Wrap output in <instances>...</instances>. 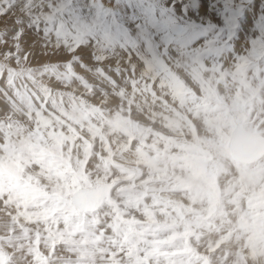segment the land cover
I'll return each instance as SVG.
<instances>
[{
  "label": "rangeland",
  "instance_id": "rangeland-1",
  "mask_svg": "<svg viewBox=\"0 0 264 264\" xmlns=\"http://www.w3.org/2000/svg\"><path fill=\"white\" fill-rule=\"evenodd\" d=\"M191 2L196 4L195 8L189 7ZM263 7L264 0H0V264H217L221 256L230 257L233 252H241L238 250L241 245L247 247L244 246L242 254L247 258L243 257L238 262L253 264L250 261L253 259L250 256L251 245L247 243L253 242L257 246L258 239L263 237L258 227L264 224V187L256 190L255 185L259 182L264 185V173L258 180L239 178L240 184H237L232 173L235 171L239 176L242 170H225L224 165L216 160L211 179L205 177L208 175L207 162L213 160L211 150L216 149L222 139L219 137L225 135L226 140L228 132L241 124L240 120L246 114L251 118L250 110H260V106H263L264 83L261 81L258 84V77L252 75L258 71L264 72V48H258L264 46ZM167 11H177L185 20L195 22L193 25L184 22L190 26L191 30L188 31L196 34L192 44L182 46L164 42L158 37L154 31L155 21L162 26V30L168 29L171 23H181L175 19L170 23L166 19H163L166 23L159 22L162 20L159 16H165ZM144 18L151 28L141 27ZM106 19L112 23L111 33L104 25ZM138 19L139 23H136ZM113 30L117 35L112 34ZM149 32L150 35L147 34ZM102 40H106L104 44ZM97 47L103 48V51L98 53ZM261 49L263 55L257 51ZM257 55L256 61H263L260 70L251 66L250 72L239 75L244 81L251 74L255 81L251 83L249 79L253 95L248 96L247 101L245 96L238 100L244 107L246 105L244 109L229 107V102L237 101L235 97L209 96L203 90V85L202 89L200 86L195 88L194 85H199L198 82L206 74L190 77L185 73L188 75L185 88L182 82L184 74H179L182 63L185 65V57L201 64L205 71H214L215 75L206 78L211 77L217 84L228 87L226 89L223 85L225 89H220L221 84L217 85L218 92H231L233 84L227 81L231 75L227 71L224 73L222 68L230 66L237 59ZM222 75L225 78L220 82ZM178 82L182 88H178ZM171 83L174 84L173 88ZM154 89L157 93L153 92ZM177 90L181 99L175 96ZM33 92L37 95L33 96ZM41 93L47 97V103L39 98ZM199 93L203 94L204 99ZM53 97L55 107L51 104ZM41 103H44V109L40 108ZM141 105L154 109H144ZM183 105L188 107L185 124L199 135L198 139L193 140V145L185 144L182 149L185 167L177 170L170 164L172 172H177V175L166 180L156 179L157 175L167 177L171 174L160 164H157V168L162 169V173L153 172L151 179L143 172L148 165L139 160L128 169L121 168V156L127 157L133 152L139 156L141 152H147L150 160L156 155L150 147L152 141L148 139L150 129L155 131V139L160 141L155 146L157 150L163 147L164 142H171L168 136L159 131L161 128L165 131L169 129L165 125L159 126L157 122L160 121L154 120L148 112L154 111L156 116L171 123L176 121L180 115L178 110ZM76 108L80 117L75 118L69 113ZM45 109L52 114L49 115ZM197 115L208 116L209 119L199 122L189 118ZM117 121L116 125L114 122ZM122 124L128 128L120 127ZM259 127H264V124ZM211 129L220 131V135L216 132V137L212 135V140L209 138ZM144 131L148 133L147 138L144 146L138 148L137 136ZM251 133L264 138L262 132L254 130ZM185 134L186 141L192 140L189 134ZM69 136L73 137L74 151L77 150L76 144L80 146L75 167L71 156L66 158L64 155ZM16 140L17 143L14 142ZM223 149V154L232 164L243 165V168H260L257 166L260 164L264 167V155L259 163L257 160L252 164H240L231 157L228 146H223ZM94 164L102 165L106 171L119 170L130 179L124 182L126 187L120 188L123 195L116 196L115 188L109 189L96 210L80 213L71 199L79 191L98 189L91 186L88 176V170ZM135 168L141 169L139 178L133 170ZM16 170L19 171L17 175ZM197 176L198 182L206 180L213 188L209 187L215 190L214 195L210 196L211 191L202 189L198 197H204L205 203L195 202L193 192L197 185L194 177ZM61 178L62 181L59 180ZM188 178L194 181L190 186H186L185 179ZM141 180H146V183L141 185ZM108 182L113 181L110 178ZM245 182L248 187L241 192L240 185ZM59 185L68 188L59 191ZM116 187H120L119 182ZM226 193L228 202L223 199ZM242 206L249 215L244 228H240L243 225L239 221L236 222V216H241ZM233 216L235 222L232 221ZM32 223L37 225L39 231L29 232L30 237H27L26 229ZM248 234H251L250 237ZM262 247L263 250L264 243ZM262 255L263 258H259L254 253L256 264H264V250Z\"/></svg>",
  "mask_w": 264,
  "mask_h": 264
},
{
  "label": "bare ground",
  "instance_id": "bare-ground-1",
  "mask_svg": "<svg viewBox=\"0 0 264 264\" xmlns=\"http://www.w3.org/2000/svg\"><path fill=\"white\" fill-rule=\"evenodd\" d=\"M159 1V0H158ZM191 1V0H190ZM231 1V0H230ZM81 2V1H80ZM154 2V1H153ZM164 2V1H163ZM226 2V1H225ZM259 2V1H258ZM161 3V2H160ZM234 3H236V2H234ZM262 3V2H261ZM79 4H81V3H79ZM190 4V3H189ZM218 4V3H217ZM246 4V3H245ZM85 7V6H84ZM155 7V6H154ZM230 7V6H229ZM260 7V6H259ZM87 8V7H86ZM175 8V7H174ZM258 8V7H257ZM264 8V7H263ZM198 9V8H197ZM195 10V9H194ZM244 10V9H243ZM86 11V10H85ZM93 11V10H92ZM91 11V12H92ZM120 11H121V9H120ZM196 11V10H195ZM206 11V10H205ZM258 11V10H257ZM135 12V11H134ZM177 11H167V13H166V15L164 16V15H162V16H159L160 17V19H162L161 21H159V22H161V23H163V22H165V21H163V19H166L167 20V22H173L174 21V19L175 20H178L179 21V25H182V26H184V27H186V30L188 31H190L191 29L189 28L190 26L187 24V23H184V22H189V24H192L193 25V23H195L194 21H191V20H185L186 18L184 17V16H181L179 13H176ZM199 11H197L196 13H198ZM226 12V11H225ZM126 13H128V12H126ZM136 13V12H135ZM134 13V14H135ZM140 13V12H139ZM158 13V12H157ZM214 13V12H213ZM66 14V13H65ZM122 14V13H121ZM133 14V15H134ZM262 14H264V13H262ZM94 15V14H93ZM122 15H124V14H122ZM157 15V14H156ZM206 15V14H205ZM208 15V14H207ZM250 15V14H249ZM135 17H137L136 15H134ZM195 16V15H194ZM93 17V16H92ZM95 17H96V15H95ZM147 17V16H146ZM222 17V16H221ZM259 17V16H258ZM262 17V16H261ZM98 18V17H97ZM257 18V17H256ZM73 19V18H72ZM129 19V18H128ZM145 19V18H144ZM190 19V18H189ZM255 19V18H254ZM97 20V19H96ZM134 20V19H133ZM139 20V19H138ZM154 20V19H153ZM155 20H156V18H155ZM154 20V21H155ZM207 20V19H206ZM259 20V19H258ZM149 21V20H148ZM158 21V20H157ZM217 21V20H216ZM215 21V22H216ZM147 21H146V19L144 20V24L146 23ZM200 22V21H199ZM222 22V21H221ZM227 22V21H226ZM258 22V21H257ZM92 23V22H91ZM154 23V22H153ZM166 23V22H165ZM213 23V22H212ZM155 24H157L156 23V21H155V23H154V25ZM172 24H174V23H171L170 25H169V27H167L168 29H171V26H172ZM198 24V23H197ZM238 24V23H237ZM104 25L106 26V28H107V31L108 32H110V27L112 26V23L111 22H109L107 19H106V22H104ZM143 25V24H142ZM152 25V24H151ZM217 25V24H216ZM99 26V25H98ZM102 26V25H101ZM136 26V25H135ZM117 27H119V26H117ZM155 27V26H154ZM252 27H254V26H252ZM260 27H262V26H260ZM113 28V27H112ZM121 28V30H122V27H120ZM124 29V28H123ZM132 29V28H131ZM112 30V29H111ZM117 30H119V29H117ZM216 31H217V29H216ZM229 31V30H228ZM237 31V30H236ZM116 32V31H115ZM114 32V30H113V35H117V33H115ZM125 32V31H124ZM246 32V31H245ZM251 32V31H250ZM111 33V32H110ZM243 33V32H242ZM251 35V34H250ZM255 35H257V34H255ZM264 35V34H263ZM157 36V35H156ZM246 36V35H245ZM100 37V36H99ZM116 37V36H115ZM138 37V36H137ZM219 37V36H218ZM252 37V36H251ZM133 38H135V37H133ZM257 38V37H256ZM248 39H250V38H248ZM253 39V38H252ZM245 40H247V38L245 39ZM260 40H263V38L262 39H260ZM104 41H106V40H102V43L104 44ZM163 41V40H162ZM195 41V40H194ZM192 42L193 41H191V42H188V43H186L187 45H190V44H192ZM120 43H122V42H120ZM139 43V42H138ZM254 43V42H253ZM264 43V42H263ZM119 44V43H118ZM185 44V45H186ZM224 44V43H223ZM231 44V43H230ZM240 44V43H239ZM135 45V44H134ZM259 45V44H258ZM104 46V45H103ZM102 46V47H103ZM182 46H184L183 44H182ZM106 47V46H105ZM214 47V46H213ZM230 47V46H229ZM126 48H127V46H126ZM193 48V47H192ZM201 48V47H200ZM248 48H249V46H248ZM253 48V47H252ZM251 48V50H254V49H252ZM258 48L260 49V48H264V46L263 45H261L260 47L258 46ZM97 49H98V53L99 52H102L103 51V48L101 49L100 47H97ZM255 49H256V47H255ZM137 50V49H136ZM205 50H206V48H205ZM262 50L263 49H261V51L260 50H257V51H259V54H262ZM155 51V50H154ZM184 51V50H183ZM207 51V50H206ZM212 51V50H211ZM216 51V50H215ZM222 51V50H221ZM217 52V51H216ZM264 52V51H263ZM225 53V52H224ZM131 54V53H130ZM138 54H140V53H138ZM247 54H249V53H247ZM246 54V55H247ZM254 55H255V53H253ZM252 54V55H253ZM258 54V53H257ZM224 55V54H223ZM234 55V54H233ZM263 55V54H262ZM183 56V55H182ZM248 56V55H247ZM197 57V56H196ZM195 57V58H196ZM144 58V57H143ZM169 58V57H168ZM195 58H193V59H195ZM199 58H200V56H199ZM240 58V57H239ZM257 58H258V55L256 56V57H243L241 60H242V62H241V60L240 59H237V60H235L234 61V63L233 64H231L230 66L228 65L227 67H225V68H222V66H218V67H221L222 68V70L224 69V73H225V71H227L226 73L227 74H229V75H231V77H229V79L227 80V81H229V82H231L232 84H233V87H232V89H233V91H231V92H227V91H224L225 93H223V92H218V89H217V85H220L221 83H219V84H217V82H215L214 80H212L211 79V77L210 78H206L207 76H213V75H215L214 74V71H205L204 70V68H203V66H201V64H197L195 61H190V60H187V58H185L184 57V60H185V65L182 63V68H184V69H182V68H180V75L181 74H184V81H182L183 82V86H184V88H185V82H187V78H188V75H185V73L186 74H190V77H198L199 75H201V73H202V75H204V74H206L207 76L205 77V78H203V79H201L200 80V82H198L199 83V85H194V87L195 88H197V86L199 87L200 86V88L202 89V85L204 86L203 87V90H206V92H207V94L209 95V96H220L221 95V98H228L229 96H231V97H235V99L237 100V101H235V102H229L228 104H229V107L230 108H239V109H244L245 107H246V105H245V107L242 105V104H240L239 102H238V100H241V98L243 97V96H245V100L247 101V99H248V96H251V95H253L252 93H253V89H251L250 88V84H249V79L251 80V83H255V81H254V79H253V77L251 78V74H250V77H247L246 79H244V81H242V77L241 76H243V74L245 73H248V72H250V68H251V66H254L253 68L254 69H257V70H260L259 68H261L262 66H263V61H262V63L261 62H258V61H256L257 60ZM97 59H100L99 57H97ZM137 59V58H136ZM142 59V58H141ZM221 59V58H220ZM219 59V60H220ZM236 59V58H235ZM262 59H264V58H262ZM261 59V60H262ZM132 60V59H131ZM183 60V59H182ZM198 60H200V59H198ZM203 60V59H202ZM208 60H210V58L208 59ZM227 61V60H226ZM150 62V61H149ZM167 62V61H166ZM215 62V61H214ZM218 62V61H217ZM225 62V61H224ZM187 63V64H186ZM205 63V62H204ZM230 63H231V60H230ZM151 64V63H150ZM210 64V63H209ZM216 64V63H215ZM219 64V63H218ZM144 65V64H143ZM224 65V64H223ZM208 66V65H207ZM209 66H211V64L209 65ZM138 67V66H137ZM148 67H150V66H148ZM151 68V67H150ZM174 68V67H173ZM206 68H210V67H206ZM205 68V69H206ZM211 68H212V66H211ZM217 68V67H216ZM152 69V68H151ZM150 70V69H149ZM160 70V69H159ZM213 70H214V68H213ZM220 70V69H219ZM252 70V69H251ZM257 70H255V71H257ZM146 71V70H145ZM165 71V70H164ZM252 72H254V71H252ZM109 73V72H108ZM138 73V72H137ZM140 73V72H139ZM156 73V72H155ZM154 73V74H155ZM204 73V74H203ZM220 73H221V71H220ZM240 73L242 74L241 76H239L240 75ZM257 74H252V75H256V77L255 78H257V83L259 84V82H261L262 81V83H264L263 81H264V72H262V71H258V72H256ZM110 74V73H109ZM158 74V73H157ZM170 74V73H169ZM217 74V73H216ZM219 74V73H218ZM234 74H236V75H234ZM138 75H140V74H138ZM111 76V75H110ZM116 76V75H115ZM182 76V75H181ZM226 76V75H225ZM246 76V75H245ZM134 77V76H133ZM132 77V78H133ZM163 77V76H162ZM202 77V76H201ZM130 78V77H129ZM154 78V77H153ZM213 78V77H212ZM217 78H218V76H217ZM224 78L225 77H223V75L219 78V80H220V82H223L224 81ZM261 79V80H260ZM127 80H129V79H127ZM136 80V79H135ZM172 80V79H171ZM182 80V79H181ZM186 80V81H185ZM194 80V79H193ZM216 80V79H215ZM131 81V80H130ZM166 81H168V83H169V85H170V82H169V80L167 79ZM165 81V82H166ZM195 81V80H194ZM194 81H191V82H194ZM134 84V83H133ZM172 84V83H171ZM128 85V84H127ZM147 85V84H146ZM162 85V84H161ZM164 85V84H163ZM173 86H172V88L174 87V84H172ZM224 85V84H223ZM222 84H221V87H220V89H225L224 87H226V89L228 88L227 87V85H224V87L222 88V86H223ZM229 85V84H228ZM125 86V85H124ZM166 86V85H165ZM168 86V85H167ZM171 86V85H170ZM169 86V87H170ZM177 86H178V88H182L181 87V83L180 82H178L177 83ZM123 87V86H122ZM188 87V86H187ZM218 87V88H219ZM129 88V87H128ZM140 88V87H139ZM148 88H149V86H148ZM158 88H159V86H158ZM175 88H176V86H175ZM261 88H262V86H261ZM147 89V88H146ZM187 89V88H186ZM200 89V90H201ZM124 90V89H123ZM172 90H174V89H172ZM195 90V89H194ZM199 90V89H198ZM131 91V90H130ZM138 91H140V90H138ZM146 91V90H145ZM175 91H176V89H175ZM184 91V90H183ZM150 92V91H149ZM153 92H156V90L154 89L153 90ZM185 92V91H184ZM227 92V93H226ZM135 93H137V91L135 92ZM148 93V92H147ZM157 93V92H156ZM169 93V92H168ZM176 93V97L177 98H180V93H179V91L177 90V92H175ZM257 93H259V92H257ZM260 93H261V91H260ZM140 94V93H139ZM150 94V93H149ZM170 94V93H169ZM188 94H190V93H188ZM200 94V93H199ZM261 94H263V93H261ZM134 95V94H133ZM171 95V94H170ZM201 96L203 95L202 93L200 94ZM207 95V96H208ZM264 95V94H263ZM139 95H137V97H138ZM183 96V95H182ZM223 96V97H222ZM132 97V96H131ZM130 97V98H131ZM136 97V96H135ZM168 97H170V96H168ZM190 97V96H189ZM191 97H192V95H191ZM199 97V96H198ZM204 96H202V98H203ZM146 98V97H145ZM193 98V97H192ZM200 98V97H199ZM207 98V97H206ZM144 99V98H143ZM181 99V98H180ZM186 99V98H185ZM204 99V98H203ZM209 99V98H208ZM193 100H194V98H193ZM206 100V99H205ZM143 101H145V100H143ZM143 101H142V103H143ZM153 101V100H152ZM185 101V100H184ZM190 101V100H189ZM192 101V100H191ZM207 101V100H206ZM205 101V102H206ZM133 103H135L137 106H139L138 105V102L137 101H135V100H133L132 101ZM141 102V101H140ZM187 102V101H186ZM217 102H218V100H217ZM227 102H228V100H227ZM154 103V102H153ZM208 103V102H207ZM225 103V102H224ZM223 103V104H224ZM261 103V102H260ZM90 104H93V103H90ZM152 104V103H151ZM187 104V103H186ZM214 104V103H213ZM221 104V103H220ZM226 104V103H225ZM228 104H227V106H228ZM263 106H260V110H256V111H261V113H262V116H264V103L262 102L261 103ZM94 105V104H93ZM189 105V104H188ZM192 105V104H191ZM70 106H71V104H70ZM91 106V105H90ZM184 107H181V109H180V111L178 110V112L180 113V115L178 116V118L176 119V121H174V122H168V121H166L165 119H161V118H159L158 116H156L155 115V112L154 111H152L153 113H150V112H148V114H151L152 115V117H153V119L154 120H158V121H160V122H157L158 123V125L159 126H166L169 130H172V129H175L176 131H178V132H182V133H187V134H189V136L191 137V139L192 140H195L199 135H196L195 133H193L192 131H191V129L189 128V126L187 125V124H185V114L187 113L186 111L188 110V107H187V105H183ZM212 106V105H211ZM216 106V105H215ZM68 107V106H67ZM147 108V109H151V110H153L154 108H152V107H150V106H142L141 105V108ZM69 108V107H68ZM139 108V107H138ZM144 108V109H145ZM218 108H219V106H218ZM92 109V108H91ZM110 109H113V108H110ZM177 109V108H176ZM249 108H247L246 110H248ZM94 110V109H93ZM234 110H236V109H234ZM263 110V111H262ZM149 111V110H148ZM237 111V110H236ZM256 111H251L250 110V112H249V117H251L252 115H255V113H256ZM170 112V111H169ZM186 112V113H185ZM202 112V111H201ZM214 112V111H213ZM90 113V112H89ZM110 113V112H109ZM115 113V112H114ZM193 113V112H192ZM199 113V112H198ZM203 113V112H202ZM201 113V114H202ZM68 114V113H67ZM111 114V113H110ZM194 114V113H193ZM211 114V113H210ZM219 114V113H218ZM69 115L70 116H72V117H78L80 114L78 113V109L76 108V110H74V111H70V113H69ZM96 115V114H95ZM94 115V116H95ZM111 115H113V114H111ZM115 115V114H114ZM177 115V114H176ZM212 115V114H211ZM247 115V114H246ZM99 116V115H98ZM80 117V116H79ZM103 117V116H102ZM136 117V116H135ZM217 117V116H216ZM189 118H192V119H196L197 121H199V122H203L204 120H206V119H209V117L208 116H201V115H197V116H189ZM214 118V117H213ZM93 119H95V118H93ZM187 119V118H186ZM223 119V118H222ZM153 120V121H154ZM188 120V119H187ZM220 120H221V118H220ZM224 120H226V119H224ZM103 121V120H102ZM211 121V120H210ZM81 122H83L84 123V125H88L87 124V122H85V121H81ZM90 122H92V120L90 121ZM93 122H95V121H93ZM118 122L119 121H117V122H114L116 125L118 124ZM193 122V121H192ZM207 122V121H206ZM205 122V123H206ZM213 122V121H212ZM212 122H211V124H212ZM223 122V121H222ZM226 122V121H225ZM224 122V123H225ZM103 123V122H102ZM205 123H203V124H205ZM208 123V122H207ZM215 123V122H214ZM216 123H217V121H216ZM92 124V123H91ZM100 124H101V122H100ZM191 124V123H190ZM195 124V123H194ZM199 124V123H198ZM29 125V124H28ZM106 125V124H105ZM192 125V124H191ZM216 126H217V124H215ZM221 125V124H220ZM223 125V124H222ZM30 126V125H29ZM120 127H123L124 129H127L128 127H127V125L126 124H122V125H119ZM199 126V125H198ZM227 126V125H226ZM225 126V127H226ZM263 126V125H262ZM75 127H77V126H75ZM93 127V126H92ZM112 127H113V125H112ZM196 127V126H195ZM210 127V126H209ZM115 128V127H114ZM213 128V127H212ZM230 128V127H229ZM39 129H40V127H39ZM68 129V128H67ZM76 129V128H75ZM88 129H90L89 127H88ZM103 129V128H102ZM193 129H194V127H193ZM206 129V128H205ZM209 129V128H208ZM112 130V129H111ZM233 130V129H232ZM229 131L228 133H229V135H228V137H227V139L226 140H224V138H225V135L224 136H222V137H219V138H222L221 139V141H220V143H218L216 146L218 147V146H221V144H222V147L223 146H225V147H227L228 146V143H229V140H230V137H231V134H232V132L234 131ZM254 130H256V131H259V132H262V133H264V127H262V128H260V127H258V128H254ZM32 131V130H31ZM68 131V130H67ZM102 131V130H101ZM223 131V130H222ZM48 132V131H47ZM97 132V131H96ZM153 132H155V131H152L151 129H150V133H149V136H148V139L150 140V141H152L153 139H155L156 137H155V135H154V133ZM208 132V131H207ZM215 132L216 133H218V132H220V131H215V130H212L211 129V131L209 132V138L212 140L213 139V137H212V135L213 136H215ZM247 132V131H246ZM252 132V131H251ZM251 132H248L249 134H252ZM38 133V132H37ZM40 133H42V131L40 132ZM200 133V132H199ZM224 134L226 133V131L225 132H223ZM42 134H44V133H42ZM51 134V133H50ZM206 135L208 134V133H205ZM219 134V133H218ZM22 135H24V134H22ZM36 135H38V134H36ZM40 135V134H39ZM39 135H38V137H39ZM220 135V134H219ZM222 135V134H221ZM226 135V136H227ZM256 135V134H255ZM258 135V134H257ZM261 135V134H260ZM41 136V135H40ZM43 136H46V135H43ZM126 136V135H125ZM186 136V135H185ZM202 136H205V135H202ZM20 137H21V135H20ZM216 137V136H215ZM258 137H259V135H258ZM94 138V137H93ZM259 138H262V137H259ZM39 139V138H38ZM45 139V138H44ZM110 139V138H109ZM198 139V138H197ZM26 140V139H25ZM28 140V139H27ZM188 140V139H187ZM203 140H206L205 138H203ZM259 140H261V139H256L255 141L256 142H258ZM208 141H210V140H208ZM14 142H16L17 143V140L16 141H14ZM51 142V141H50ZM216 142V141H215ZM12 143V142H11ZM29 143V142H28ZM45 143V142H44ZM203 143V142H202ZM210 143H212V142H210ZM53 144V143H52ZM54 144H55V142H54ZM58 144V143H57ZM214 143H212V145H213ZM11 145V144H10ZM59 145V144H58ZM101 145V144H100ZM205 145V144H204ZM25 146V145H24ZM41 146V145H40ZM104 146V145H103ZM196 146H197V144H196ZM210 146V145H209ZM6 147V146H5ZM8 147V146H7ZM12 147V146H11ZM101 147V146H100ZM112 147H113V145H112ZM193 147V146H192ZM162 147H159V149L158 150H160ZM196 148H198V146L196 147ZM199 149V148H198ZM13 150V149H12ZM45 150V149H44ZM229 150V149H228ZM8 151V150H7ZM11 151V150H10ZM26 151H24V153H25ZM184 152V151H183ZM195 152V151H194ZM199 153V152H198ZM29 154V153H28ZM31 155H32V153H30ZM197 154V153H196ZM10 155V154H9ZM25 155V154H24ZM194 155V154H193ZM29 156V155H28ZM39 157H40V155H38ZM13 157V156H12ZM21 157H22V155H21ZM48 157V156H47ZM198 157V156H197ZM264 157V156H263ZM262 157V158H263ZM31 158H33V157H31ZM35 158V157H34ZM36 158H38V157H36ZM193 158V157H192ZM206 158V157H205ZM261 158V159H262ZM5 159H7V158H5ZM188 159V158H187ZM261 159H259L258 160V163L261 161ZM12 160V159H11ZM23 160H24V158H23ZM22 160V161H23ZM32 160V159H31ZM190 160V159H189ZM192 160V159H191ZM194 160V159H193ZM230 159H228V157H227V155H225V154H223V159H218L217 161H219L220 162V164L221 165H224L223 166V168L225 169V170H229L230 168H232V169H234V170H242V171H240V174H239V178H241L242 180H246V179H248V178H250V179H252V180H258V179H260V177L261 176H263V173H264V167H262L261 166V164L260 165H257V166H259L260 168H255L254 166H250V167H248V168H243V167H241V166H243V165H241V166H238L237 164L235 165V164H232L230 161H229ZM26 161V160H25ZM24 161V162H25ZM42 161V160H41ZM201 161V160H200ZM225 161H227L228 162V164H230V167L229 166H226V164H225ZM0 162H2V161H0ZM9 162V161H8ZM13 162H14V160H13ZM20 162V161H19ZM193 162V161H192ZM22 163V162H21ZM37 163H39V162H37ZM41 163V162H40ZM39 163V164H40ZM52 163V162H51ZM208 163V162H207ZM255 163V162H254ZM17 164V163H16ZM16 164H15V166H16ZM20 164V163H19ZM25 164V163H24ZM26 164H28V163H26ZM25 164V165H26ZM195 164V163H194ZM31 165V164H30ZM193 165V164H192ZM191 165V166H192ZM200 165V164H199ZM1 166V165H0ZM19 166V165H18ZM52 166V165H51ZM21 167V166H20ZM23 168H24V166H22ZM21 167V168H22ZM29 167V166H28ZM32 166H30V168H31ZM35 167V166H34ZM33 167V168H34ZM38 167V166H37ZM40 167V166H39ZM198 167V166H197ZM201 167V166H200ZM13 169V168H12ZM35 169V168H34ZM53 169V168H52ZM79 169V168H78ZM105 169V168H104ZM14 170V169H13ZM20 170V169H19ZM23 169H21V171H22ZM30 170V169H29ZM29 170H27V171H29ZM187 170V169H186ZM194 170V169H193ZM215 170V169H214ZM233 170V171H234ZM68 171V170H67ZM232 171V172H233ZM251 171H253L252 173H249V172H251ZM18 172L19 171H15V175H17L18 174ZM32 172V171H31ZM35 171H33V173H34ZM81 172V171H80ZM199 172V171H198ZM201 172V171H200ZM235 172V171H234ZM58 173V172H57ZM56 173V174H57ZM60 173V172H59ZM66 173V172H65ZM217 173V172H216ZM37 174V173H36ZM61 174V173H60ZM24 175H25V173H24ZM23 175V176H24ZM32 175V174H31ZM52 175V174H51ZM67 175V174H66ZM196 175V174H195ZM199 175V174H198ZM216 175V174H215ZM224 175V174H223ZM36 176V175H35ZM53 176V175H52ZM55 176V175H54ZM59 176V175H58ZM61 176V175H60ZM71 176H72V174H71ZM189 176V175H188ZM213 176V175H212ZM219 176V175H218ZM63 177V176H62ZM38 178V177H37ZM49 178V177H48ZM52 178V177H51ZM59 178V177H58ZM190 178V177H189ZM188 178V180L187 179H185V182H187V184H186V186H190V185H192V183L195 181V183H196V185H194V186H196V191H195V193L193 192V194L195 195V202H198V201H200V202H202V203H205V198L204 197H198L199 195H201V193H202V189H204V190H207V191H211V193H210V196H213L214 195V193H215V190L213 189L212 190V186L211 185H209L208 183H207V181L205 180V181H202V182H198V176L197 177H194V181L192 180V179H189ZM8 179V178H7ZM54 179H55V177H54ZM70 179V178H69ZM13 180V179H12ZM17 180V179H16ZM52 180V179H51ZM59 180H61L62 181V178L61 179H59ZM66 180V179H65ZM64 180V181H65ZM72 180V179H71ZM216 180V179H215ZM264 180V179H263ZM262 180V181H263ZM15 181V180H14ZM45 181V180H44ZM53 181V180H52ZM69 181V180H68ZM229 181V180H228ZM13 182V181H12ZM40 182V181H39ZM66 182V181H65ZM227 182V181H226ZM17 183V182H16ZM20 184V183H19ZM53 184V183H52ZM71 185H74L73 183H70ZM261 182H259V184H256L255 185V189L256 190H259L260 188H261ZM8 186V185H7ZM18 186V185H17ZM19 186H21V185H19ZM52 186V185H51ZM60 186V185H59ZM70 186V185H69ZM209 186H211L212 188H210ZM50 187V186H49ZM192 187V186H191ZM191 187H189L188 189H190ZM238 187V186H237ZM23 188V187H22ZM58 188V187H57ZM68 188V186H60L59 188H58V190L59 191H65L66 189ZM9 189H11V188H9ZM24 189H25V187H24ZM56 189V188H55ZM192 189V188H191ZM217 189V188H216ZM263 189V188H262ZM13 190V189H12ZM18 190H20V189H18ZM29 190V189H28ZM36 190V189H35ZM48 190V189H47ZM96 190V189H95ZM193 190H195V189H193ZM46 191V190H45ZM53 191V190H52ZM192 191V190H191ZM218 191H220V190H218ZM262 191V190H261ZM260 191V192H261ZM9 192V191H8ZM15 192H17V191H15ZM49 192H51V191H49ZM90 192H95V191H90ZM34 194H35V191L33 192ZM40 192H38L37 194H36V196L39 194ZM42 193H44V192H42ZM54 193V192H53ZM208 193V192H207ZM2 194V193H1ZM14 194V193H13ZM30 193H28V195H29ZM45 194H47V193H45ZM44 194V195H45ZM51 194H52V192H51ZM76 194V193H75ZM74 194V195H75ZM209 194V193H208ZM256 194V193H255ZM31 195V194H30ZM29 195V196H30ZM74 195L72 196V199H71V202L73 201V198H75L74 197ZM252 195V194H251ZM263 195V194H262ZM11 196V195H10ZM34 196V195H33ZM43 196V195H42ZM209 196V195H208ZM208 196H206V197H208ZM256 195H253V197H255ZM259 196V195H258ZM257 196V197H258ZM11 197H13V196H11ZM10 198V197H9ZM16 198V197H15ZM31 198V197H30ZM33 198V197H32ZM35 198V197H34ZM114 198V197H113ZM256 198V197H255ZM260 198H261V196H260ZM48 199H49V197H48ZM206 199H208V198H206ZM238 199V198H237ZM113 200V199H112ZM256 200V199H255ZM254 201V200H253ZM14 202V201H13ZM215 202V201H214ZM208 203V202H207ZM240 203L242 204L243 203V199L241 198L240 199ZM210 204V203H209ZM261 204V203H260ZM13 205V204H12ZM26 205V204H25ZM259 205V204H258ZM210 206V205H209ZM254 206V205H253ZM211 207V206H210ZM250 207V206H249ZM257 207V206H256ZM23 208V207H22ZM98 208V207H97ZM96 208V209H97ZM207 208H209V207H207ZM254 208V207H253ZM258 208V207H257ZM256 208V209H257ZM95 209V210H96ZM260 209V208H259ZM9 210V209H8ZM242 213H240V210H239V213L241 214V216H236V222L238 223V221L243 225H241L242 227H240V228H244V222H247V221H249V219H247L248 218V214L245 212V207L244 206H242ZM252 210V209H251ZM92 211H94V210H92ZM92 211H86V212H92ZM22 213V212H21ZM81 213V212H80ZM99 213V212H98ZM202 213V212H201ZM261 213V212H260ZM78 214V213H77ZM206 214V213H205ZM22 215V214H21ZM42 216V215H41ZM44 216V215H43ZM20 218V217H19ZM231 218V217H230ZM244 218V219H243ZM232 219V218H231ZM234 216H233V220L232 221H234ZM261 219V218H260ZM29 220V219H28ZM78 220V219H77ZM230 220V219H229ZM243 220H246V221H243ZM251 220V219H250ZM23 221V220H22ZM30 221V220H29ZM21 222V221H20ZM235 222V221H234ZM79 223H80V220H79ZM233 223V222H232ZM231 223V224H232ZM236 223V224H237ZM24 224V223H23ZM16 225H17V223H16ZM28 225V224H27ZM253 226H255V224H252ZM238 227H239V225H238ZM237 227V228H238ZM248 227V225L246 224L245 225V228H247ZM23 228V227H22ZM82 228V227H81ZM240 228H238V229H240ZM258 229L263 233V237L262 238H264V224H260L259 225V227H258ZM25 230V229H24ZM39 231V229H38V227H37V225H35V224H31V225H28V230L26 229V231H28L27 232V237H30V234H29V232H35V231ZM26 233V232H25ZM241 233H242V231H241ZM21 234V233H20ZM28 234H29V236H28ZM35 234V233H34ZM252 234V233H251ZM250 234V235H251ZM23 235V234H22ZM242 235H244V234H242ZM249 235V234H248ZM250 235L248 236V237H250ZM36 236V235H35ZM37 236H39V235H37ZM246 236V235H245ZM23 237V236H22ZM254 237V236H253ZM256 237H259L258 235L256 236ZM32 238H34V237H32ZM208 238V237H207ZM258 239L259 241H258V243L256 244L257 246H255V245H253L252 243H247V244H249V245H251V247L249 248V249H251V251H250V256H251V258H253L254 259V253L256 252L257 253V256L259 257V256H262V258H263V255H262V253H263V250H262V243H264L263 242V239ZM41 239V238H40ZM209 239V238H208ZM22 240V239H21ZM34 240V239H33ZM207 240V239H206ZM241 240V239H240ZM251 240V239H250ZM39 241V240H38ZM209 242H210V240H209ZM239 242V241H238ZM242 242V241H241ZM240 242V243H241ZM34 243H37V242H34ZM93 243V242H92ZM243 243V242H242ZM143 244V243H142ZM233 244V243H232ZM255 244V243H254ZM233 245H235V244H233ZM245 247H246V245H244ZM244 246L243 245H241V246H237L238 247V250H240L241 252H233V255H232V253H231V256L230 257H227V255H223V256H221V258H220V260L217 262V264H241V262H238V261H240V260H243V257L244 256H242V254H243V252H244ZM247 248V247H246ZM148 249V248H147ZM163 250V249H162ZM26 251V250H25ZM22 253V252H21ZM93 253V252H92ZM91 253V254H92ZM96 253V252H95ZM95 256V255H94ZM244 258H247V257H244ZM259 258H261V257H259ZM253 259H251L250 261H251V263H253V264H256V262H254V260ZM256 259V258H255ZM177 261H179V259H176ZM181 260L182 261H184L185 259H183V257L181 258ZM189 260V259H188ZM247 260H249V259H247ZM264 261V260H263ZM166 262V261H165ZM181 262V261H180ZM185 263V262H184ZM213 264H215V263H213Z\"/></svg>",
  "mask_w": 264,
  "mask_h": 264
},
{
  "label": "clouds",
  "instance_id": "clouds-1",
  "mask_svg": "<svg viewBox=\"0 0 264 264\" xmlns=\"http://www.w3.org/2000/svg\"><path fill=\"white\" fill-rule=\"evenodd\" d=\"M33 96H36L37 93L33 92ZM40 99H44L45 103L48 102L47 97L43 96V94H40ZM55 97H53L51 104L53 107H55ZM41 109H44V103H41L40 105ZM45 111H49L48 109H45ZM52 113L49 111V115ZM239 119V117H238ZM259 121V123H257ZM241 126L245 131L251 132L254 131V128H258L260 124H264V116H262L261 111H256L255 115H252L249 119L246 115L243 119L240 120ZM160 132H163L165 136H168L169 140L171 142H164L163 147L160 150L156 149V145L160 143V141H157L156 139L152 140V143L150 147L152 148V151L156 152V155L151 157L149 160L148 153L147 152H141L139 156H137L136 152L130 153L127 157L121 156L120 159L122 161L121 168L128 169L134 165L137 160H139L142 163H145L148 165L146 169L143 170L144 174L147 176L148 179H151V175L153 172H161L162 169L157 168V164L163 165L164 169H168L170 175L165 177L163 174L157 175V180H166L171 179L173 176L177 175V172H172L171 168L169 167L170 164H172L177 170L183 169L185 167L184 162V155L185 153L182 151L185 144L193 145V140H185V133L178 132L175 129L165 131V129L161 128L159 129ZM147 131L142 132L137 136V139L139 141L138 148H142L145 143V139L147 138ZM74 140L72 136H69L67 138V142L65 144V157L71 156V159L73 161L74 167L75 160L80 156L79 144H76V151L73 149ZM205 150H208L205 147ZM223 152L224 149L222 146H218L216 149L211 150V155L213 157V160L208 162L206 167L208 169V175L205 177V179L210 180L211 174L213 173L215 169V161L218 159H223ZM226 166L230 167V164H228L227 161H225ZM136 172L137 178L141 175V169L135 168L133 169ZM233 177L236 179L237 184H240L239 177L236 175L235 172L232 173ZM88 176L91 179V186L96 188H103L105 192L109 189L115 188V195L121 196L123 193H121L120 188L126 187L127 185L124 183L130 177L123 175V173L119 170L115 171H106L102 165L100 164H94V167L88 170ZM112 179V183H109V179ZM119 182L120 187H116V183ZM146 183V180H141L140 184L143 185ZM224 183L223 178H221V184ZM241 192L245 191V189L248 187L247 182H245L243 185H240ZM261 187H264V185H261ZM239 195V193H237ZM225 202H228V194L226 193L223 197Z\"/></svg>",
  "mask_w": 264,
  "mask_h": 264
},
{
  "label": "water",
  "instance_id": "water-1",
  "mask_svg": "<svg viewBox=\"0 0 264 264\" xmlns=\"http://www.w3.org/2000/svg\"><path fill=\"white\" fill-rule=\"evenodd\" d=\"M195 5L194 2H191L189 7L195 8ZM177 26L178 24H173L171 28ZM256 139L261 140L256 142ZM228 149L231 157L236 162L240 164H252L264 155V138H259L255 134H249L242 128L241 124H237L230 137ZM106 195L107 192L103 188H98L95 192L79 191L74 195L75 198H73L72 204L79 212L92 211L103 202Z\"/></svg>",
  "mask_w": 264,
  "mask_h": 264
},
{
  "label": "snow or ice",
  "instance_id": "snow-or-ice-1",
  "mask_svg": "<svg viewBox=\"0 0 264 264\" xmlns=\"http://www.w3.org/2000/svg\"><path fill=\"white\" fill-rule=\"evenodd\" d=\"M136 23H139V20H137ZM141 27L151 28V26L148 25L147 23L141 25ZM154 31L158 35V37L164 42H172L176 44H186L196 39V34L187 31L182 25H178L175 28L162 30V26L159 23H157L155 25ZM147 34L150 35L151 32Z\"/></svg>",
  "mask_w": 264,
  "mask_h": 264
}]
</instances>
